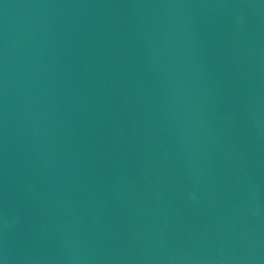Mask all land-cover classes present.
Segmentation results:
<instances>
[{
    "label": "water",
    "instance_id": "obj_1",
    "mask_svg": "<svg viewBox=\"0 0 264 264\" xmlns=\"http://www.w3.org/2000/svg\"><path fill=\"white\" fill-rule=\"evenodd\" d=\"M0 264H264V0H0Z\"/></svg>",
    "mask_w": 264,
    "mask_h": 264
}]
</instances>
